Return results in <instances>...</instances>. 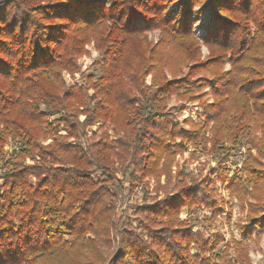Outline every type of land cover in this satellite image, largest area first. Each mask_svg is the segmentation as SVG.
Listing matches in <instances>:
<instances>
[{
	"label": "trees",
	"instance_id": "1",
	"mask_svg": "<svg viewBox=\"0 0 264 264\" xmlns=\"http://www.w3.org/2000/svg\"><path fill=\"white\" fill-rule=\"evenodd\" d=\"M198 6L211 16L202 40ZM91 43L100 75L67 87ZM174 98L182 110L196 103L198 119L179 121ZM10 140L18 150L7 156ZM198 152L216 166L193 179L185 165ZM0 171V264H253L264 233V0H0ZM119 172L132 189L155 181L144 234L114 219ZM234 200L241 239L181 217L203 207L211 222L231 220Z\"/></svg>",
	"mask_w": 264,
	"mask_h": 264
},
{
	"label": "rangeland",
	"instance_id": "2",
	"mask_svg": "<svg viewBox=\"0 0 264 264\" xmlns=\"http://www.w3.org/2000/svg\"><path fill=\"white\" fill-rule=\"evenodd\" d=\"M202 6L196 7V10L199 12L196 17L197 21L195 22L194 32L195 35L202 40L205 32H206V24L210 20V12L208 10L204 12L201 11ZM161 30L155 29L151 32H148L149 38L157 42L160 36ZM202 57L205 58L209 54V49L202 43ZM88 49V54H84L78 58V62L80 65L79 72L75 74L64 73V81L67 87L72 85L78 86H87L93 78H96L100 75L99 61L102 58L101 53L95 48L94 44L91 43L86 47ZM230 65L227 62L226 68L229 69ZM151 76L147 77V82L150 83ZM92 93V89L89 90ZM186 109L182 110V105L175 98L172 99L168 105V108L171 112H173L176 116L179 117V121H183L184 118L192 117L197 120V112L200 110L195 105L196 103H188L185 104ZM201 111V110H200ZM202 112V111H201ZM85 116H80V119L83 120ZM104 122H96L93 126L88 127L86 130L87 135L80 137V140L75 141L76 143L86 144V141L92 140V134L97 132L100 133V127ZM111 136L117 138L113 132V127L107 125L105 127ZM60 133L67 135V131L60 127ZM72 140V139H70ZM5 153L7 156H10L13 152L18 150V145L15 141L10 140L4 147ZM240 150L244 151L245 157V147H240L231 160H229L226 165L228 168H231V176L234 175V170L232 167L234 163L237 162V154ZM193 153L192 148H188L183 156L178 155V159L181 163H183L186 159L189 158L190 154ZM197 160L192 162H187L185 165V172L189 174L193 179L199 178L201 176L207 175L210 169L216 166V157L205 155L203 153H197ZM27 162H32L30 159H27ZM1 172V171H0ZM102 175V172L97 171L95 176L99 177ZM119 179L123 180V183H115L114 185H110V190L115 194V198L113 201L116 205V213L114 216L115 221L117 222L119 227H122L125 223H131L135 229H137L140 233L144 234V230L140 224L142 215L139 212L140 209L145 205V203L153 202V197L157 194L154 191L155 181L153 178H147V184H139L136 188H131V183L128 180V174L126 177H123L119 172L117 173ZM2 179H0L1 182ZM164 180V177L162 178ZM217 188L222 192L225 198H229V193L227 190L222 188V185L217 184ZM163 194L159 195L161 198ZM233 205V218L231 220L227 219L226 213L219 215L216 222H211L209 217L212 212L201 207L195 208L193 211L189 212L187 208H184L181 212L182 218L190 217L192 224L195 225V231L198 229L206 230L207 234H211L214 231H220L224 234L226 241H231L232 237L235 236L237 239H241V235L239 233L238 228L235 226V221L240 216L239 206L234 200ZM262 237V249L255 247L251 244L252 248L250 250V256L252 258L253 264H264V233L261 234ZM120 251V237L118 235L113 236L112 247L109 250V258L115 257ZM232 257H234L232 255Z\"/></svg>",
	"mask_w": 264,
	"mask_h": 264
},
{
	"label": "built area",
	"instance_id": "3",
	"mask_svg": "<svg viewBox=\"0 0 264 264\" xmlns=\"http://www.w3.org/2000/svg\"><path fill=\"white\" fill-rule=\"evenodd\" d=\"M237 162L236 163H234V165H233V169L235 170H239V169H241V167H242V162H243V160H244V151L243 150H240V152L237 154Z\"/></svg>",
	"mask_w": 264,
	"mask_h": 264
}]
</instances>
